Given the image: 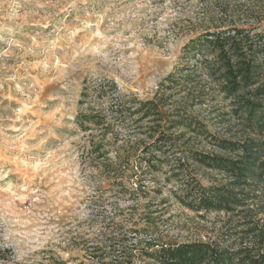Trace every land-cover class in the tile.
I'll use <instances>...</instances> for the list:
<instances>
[{
    "label": "trees",
    "instance_id": "16d2710c",
    "mask_svg": "<svg viewBox=\"0 0 264 264\" xmlns=\"http://www.w3.org/2000/svg\"><path fill=\"white\" fill-rule=\"evenodd\" d=\"M185 1L192 34L152 97L83 83L81 165L104 207L91 264H264V0ZM171 203L216 214L210 236L172 233Z\"/></svg>",
    "mask_w": 264,
    "mask_h": 264
},
{
    "label": "rangeland",
    "instance_id": "374dc122",
    "mask_svg": "<svg viewBox=\"0 0 264 264\" xmlns=\"http://www.w3.org/2000/svg\"><path fill=\"white\" fill-rule=\"evenodd\" d=\"M193 17L185 0H0V264H39L49 249L92 263L82 239L104 207L81 165L83 83L112 78L152 97ZM166 217L182 240L207 239L216 214L202 220L171 203Z\"/></svg>",
    "mask_w": 264,
    "mask_h": 264
}]
</instances>
